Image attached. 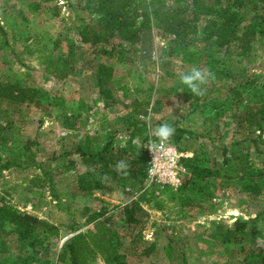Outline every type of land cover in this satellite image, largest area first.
I'll list each match as a JSON object with an SVG mask.
<instances>
[{
    "label": "rangeland",
    "instance_id": "obj_1",
    "mask_svg": "<svg viewBox=\"0 0 264 264\" xmlns=\"http://www.w3.org/2000/svg\"><path fill=\"white\" fill-rule=\"evenodd\" d=\"M30 1L40 3L39 11L33 12ZM150 2L136 0L138 12L148 8ZM154 3L157 7L159 3L166 7L178 5L176 0H156ZM59 5L62 8L58 16L52 8L53 3L0 0V23L5 30V34H0V82L39 87L48 94L52 105V115L45 117L42 125L39 123L41 112L33 107L25 121H21L19 113L6 104L0 116V166L13 164L0 172V203L53 226V231L47 229L48 235L40 234L43 260H50L51 264H71L67 258L58 261V254L69 238L80 234L86 240L84 247L81 244L82 258L86 259L82 264H116L112 258L115 253L125 254L128 264H224L232 254L212 235L232 226L238 218L255 220L258 213L262 214L259 231L249 235L247 242L264 254V196L254 199L240 192L244 183L239 180L218 178L215 196L204 204L203 209L183 207L178 199H174L181 188L158 193V188L154 187L155 193H145L148 190L146 182L141 186L130 180L122 185L106 177L103 189L94 190L91 196L78 189L77 180L84 174L85 166L80 162L77 149L94 150L100 144L104 145L107 138H112L115 147L135 146L147 151L150 137L145 118L149 114L154 127L165 122L174 125L176 132L172 140L178 149L188 157L197 153L205 163L208 160L220 162L221 148L232 145L236 133L234 124H227L226 117L216 119L217 110L213 109L220 106V102H226L227 87L220 89L216 99L203 110L185 102L181 93L170 92L172 88L182 86L178 73L188 72L194 66L184 64L180 57H168L169 41L156 28L131 54L124 56V63L101 60L116 68L117 84L127 87L120 93L124 96L123 101L114 107L105 108L98 100L99 93L91 79L93 70L86 64L88 71L85 74L72 75L64 81L55 80L44 70V60L55 47L57 53L76 52L82 55L83 61L90 57V46L77 41V33L83 20L87 19V13L72 9L65 2ZM230 51H210V59L208 63L203 62L206 65L202 69L209 71L213 58L218 61V69L228 74L225 75L226 85L244 82L248 75H253L255 84L261 82L264 85V43L256 44L246 56H239L235 48ZM128 57L131 61H127ZM99 62L95 60L94 64ZM247 102L252 104L250 113L254 115L260 105L258 98L249 96ZM136 103L146 105L147 114L138 112L132 120L133 127L127 128L124 118ZM78 114V129L66 130L63 116ZM26 139L36 141L33 151L36 161L44 162L42 167H20ZM213 139L217 146L213 145ZM252 155L255 157L257 153ZM70 160L76 165L69 166ZM33 179L36 181L32 182ZM42 185L44 187H40ZM137 200L150 215L143 232L147 242L156 244L150 257L129 249V238L119 247L115 240L112 246L109 245L110 231L122 223L120 209ZM94 212H106V215L89 222ZM3 238L0 239V264H11V255L35 252L28 241L21 243L16 235Z\"/></svg>",
    "mask_w": 264,
    "mask_h": 264
},
{
    "label": "trees",
    "instance_id": "obj_2",
    "mask_svg": "<svg viewBox=\"0 0 264 264\" xmlns=\"http://www.w3.org/2000/svg\"><path fill=\"white\" fill-rule=\"evenodd\" d=\"M42 1L53 3L52 8L58 16L62 8L60 2L87 13L88 17L83 20V26L77 33V41L83 46H90L88 61H83L82 55L73 51L57 53L58 48L55 47L44 60L45 72L57 81H64L72 75L85 74L88 71L85 66H90L93 70L92 84L98 90V100L104 103L105 108H112L123 101L124 96L120 93L127 90V87L117 84L119 81L116 68L101 60L124 63L125 55L131 54L136 46L141 45L153 28L159 30L161 36L169 41L168 57H180L184 64L200 68L206 65L203 62L208 63L209 52L212 50L230 51L235 48L239 56H246L251 54L256 44L264 43V0H176L177 7H166L162 3L157 7V3H154L156 0H151L149 7L140 13L136 7V0ZM29 6L33 12L39 11L41 7L40 3L33 4L31 1ZM0 34H5L1 23ZM95 60L100 62L94 64ZM127 61H131L129 57ZM216 62L218 63L212 58L209 64L211 67L209 72L213 78L210 79L211 83L207 84L204 96L200 98L194 96L183 85L170 90L172 93H181L185 102L203 110L216 99L215 95L220 89L227 87L229 96L226 102H220V106L213 109L217 110L216 119L226 117V123L235 126L236 140L232 145L221 148L220 162L215 160L202 162V157L197 153L182 159L181 162L188 174L174 199H178L183 207L190 209H203L204 204L214 198L218 189L216 180L221 177L226 181L243 182L240 192L251 195L254 199L264 196V85L261 82L255 84L251 78L253 75H248L244 82L228 86L225 76L228 74L225 70L224 72L218 69ZM79 64L82 66L79 67ZM252 95L253 99L258 98L260 103L254 115L250 113L252 104L246 103L247 97ZM0 99V116L4 112V104L18 112L21 121L28 118L32 107L41 112L40 125L44 123L45 117L52 115L50 98L39 87L0 82ZM126 108H129V105ZM132 108V112L124 118L127 128L133 127L132 120L138 112L147 114L146 105L136 103ZM79 118L80 114L64 115L62 120L65 129L77 130ZM35 145V140H25L20 167L44 165V162L40 164L35 159L36 153L33 151ZM213 145L217 146L214 139ZM76 153L85 166L84 174L77 180L78 189L86 196H91L94 190L103 189L106 177L115 179L122 185L132 180L141 186L147 177L149 160L144 148L135 146L118 148L114 146L112 138H107L104 145L100 144L94 150L85 151L78 148ZM254 153H257L255 157L252 155ZM122 159L130 166L127 177H123L115 169L117 161ZM73 165H76V162L70 160L69 166ZM255 165L257 168L254 169ZM12 166L13 164L6 163L0 166V172ZM35 181L36 179L32 180ZM166 190L172 191L169 188ZM146 192L155 193L156 188H149L145 190ZM120 210L123 216L122 223L113 230H108L111 233L109 245L112 246L115 240L116 247H119L129 238V249L140 251L143 257H150L156 244L147 242L143 235L150 217L148 211L139 200ZM105 215L106 212H94L88 221L95 222ZM261 215L258 213L255 220L238 218L232 226L222 228L217 234L212 235L214 239L226 245L232 254L231 259L224 264H264V254L256 251L247 242L249 235L258 233ZM251 224H254V227ZM48 228L54 230L50 223L0 203V239L4 240L5 235H16L21 243L28 241L35 251L33 254L11 255V264H51L50 260H43L40 250V237L50 233ZM85 242L80 234L69 238L64 249L58 254V261L62 262L67 258L71 264H82L86 259L82 258L81 244L84 247ZM143 246L144 248L140 250ZM38 257L40 258L36 261ZM112 258L116 264H128L125 254L115 253Z\"/></svg>",
    "mask_w": 264,
    "mask_h": 264
},
{
    "label": "clouds",
    "instance_id": "obj_3",
    "mask_svg": "<svg viewBox=\"0 0 264 264\" xmlns=\"http://www.w3.org/2000/svg\"><path fill=\"white\" fill-rule=\"evenodd\" d=\"M212 78V74L209 71H205L204 69L196 66H194L188 72L178 73L179 82L185 86L194 96L199 98L206 94V86L209 80ZM145 119L148 125L147 134L150 137L149 147L147 148L153 152L155 163L159 155L166 150L167 145L174 137L176 128L174 125H171L167 122L154 127L151 123V114H149ZM129 167V164L123 159L117 161L115 165L116 171L123 177H127L129 175Z\"/></svg>",
    "mask_w": 264,
    "mask_h": 264
},
{
    "label": "built area",
    "instance_id": "obj_4",
    "mask_svg": "<svg viewBox=\"0 0 264 264\" xmlns=\"http://www.w3.org/2000/svg\"><path fill=\"white\" fill-rule=\"evenodd\" d=\"M147 154L149 161L145 179L146 189L157 187L158 193L167 188L178 191L188 174L181 161L183 158H188V156L178 149L173 140L167 145L166 150L159 155L155 163L154 154L148 148Z\"/></svg>",
    "mask_w": 264,
    "mask_h": 264
}]
</instances>
